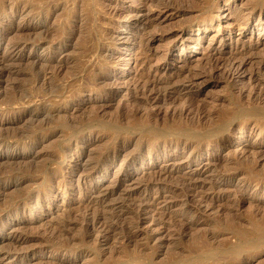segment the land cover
I'll return each mask as SVG.
<instances>
[{
  "label": "rangeland",
  "instance_id": "374dc122",
  "mask_svg": "<svg viewBox=\"0 0 264 264\" xmlns=\"http://www.w3.org/2000/svg\"><path fill=\"white\" fill-rule=\"evenodd\" d=\"M262 67L264 0H0V264H264Z\"/></svg>",
  "mask_w": 264,
  "mask_h": 264
},
{
  "label": "bare ground",
  "instance_id": "6f19581e",
  "mask_svg": "<svg viewBox=\"0 0 264 264\" xmlns=\"http://www.w3.org/2000/svg\"><path fill=\"white\" fill-rule=\"evenodd\" d=\"M45 9V8H44ZM43 12H44V10H43ZM42 14V13H41ZM44 14V13H43ZM34 29H40V27L38 26L37 28H34ZM42 30V29H41ZM40 30V31H41ZM38 32V31H37ZM41 40V39H40ZM39 40V41H40ZM44 42V41H43ZM41 43V42H40ZM234 57V56H233ZM241 58V57H240ZM213 60H211V62H212ZM233 61V60H232ZM234 61H236V57L234 58ZM243 61V60H242ZM242 61H241V63H242ZM210 62V61H209ZM220 62V61H219ZM219 62H216V61H214L213 63H211L210 65V67H211V70H215L216 68H218L219 67V65H221V64H219ZM244 62V61H243ZM247 62H249V61H247ZM230 63H231V61H230ZM241 63H239V65H237V63H231L230 65H228L229 67L226 69V67H225V75H226V77H233L234 75H236V74H238V72H239V69H240V64ZM251 63V62H250ZM41 64V63H40ZM48 64V63H47ZM53 63H51L50 65H46L47 67H50L51 65H52ZM259 64V63H258ZM42 66H44V64H41ZM40 65V66H41ZM226 65V64H225ZM222 66V65H221ZM243 66V65H242ZM258 66H260V65H258ZM44 68V67H43ZM258 68V67H257ZM39 69H41V68H39ZM262 69H263V71H264V67H262ZM261 69V70H262ZM42 70V69H41ZM41 70H38V71H40V74H38V79H40V80H42L43 78H45V76H46V72H41ZM48 70H50V68L48 69ZM209 70H210V68H209ZM258 70H259V72H260V69L258 68V69H256V71L258 72ZM255 71V70H254ZM210 72V71H209ZM253 72V71H252ZM258 72V73H259ZM255 73V72H254ZM263 73V72H262ZM261 73V74H262ZM220 74V73H219ZM260 74V73H259ZM239 75V74H238ZM252 76V75H251ZM250 76V77H251ZM254 76V75H253ZM263 76V75H262ZM256 77V76H255ZM259 77V76H258ZM253 78V77H252ZM261 78V77H260ZM250 79V78H249ZM254 79V78H253ZM255 80V79H254ZM43 81V80H42ZM97 81L99 82V83H103V82H106L107 81V78H106V76L104 75H99V76H97ZM251 81V80H250ZM258 82H260V81H258ZM256 84H258L257 82H256ZM54 85V84H53ZM52 84H51V86L49 87L50 89H51V91L52 92H54L55 90L53 89L55 86H53ZM263 86V85H262ZM261 86V87H262ZM42 89V88H41ZM257 89H259V87L257 88ZM255 91V90H254ZM263 91V90H262ZM262 91H261V93H262ZM48 92V91H47ZM50 92V91H49ZM48 92V93H49ZM251 92V91H250ZM259 92V91H258ZM250 94V93H249ZM251 94H252V92H251ZM49 95V94H48ZM255 95V94H254ZM257 95V94H256ZM260 95V94H259ZM259 95H257L256 96V98L257 99H260L261 101H263L264 100V95H263V97H262V95L261 96H259ZM250 96V95H249ZM252 98H254V96L252 97ZM255 99V98H254ZM249 100V99H248ZM252 100V99H251ZM260 101V102H261ZM253 103H254V105H256V103H257V100H255V101H253ZM259 103V102H258ZM123 104V103H122ZM263 104H264V102H263ZM262 105V104H261ZM258 106H260V105H258ZM262 106H264V105H262ZM120 107V106H119ZM252 107H254L253 105H252ZM261 108V107H260ZM260 108H252V109H250L249 110V112H248V115L250 116L249 118H252V119H255V120H257V119H260V118H262L263 117V109H261L260 110ZM185 109V108H184ZM187 109V108H186ZM188 110V109H187ZM263 110V111H262ZM186 111V110H185ZM185 111H179V112H176V116H179V117H183V115H185L186 113H185ZM189 111V110H188ZM248 111V110H247ZM53 112H59V110L58 109H55L54 111L53 110H51V109H46V107L45 108H41V110H39L38 111V116H44V115H52V113ZM246 112V111H245ZM192 113V112H191ZM187 115V114H186ZM204 116V115H203ZM206 116V115H205ZM211 116V115H210ZM205 118V117H204ZM251 119V120H252ZM203 120H205V119H203ZM260 121V120H259ZM263 121H264V119H263ZM262 121V123H263V125L261 124V127L264 129V122ZM256 123H257V121H256ZM258 126V125H257ZM217 130H220V128L219 129H217ZM213 131V130H212ZM132 223V222H131ZM183 226V225H182ZM185 228H186V226H185ZM187 229V228H186ZM126 230V229H125ZM184 230V229H183ZM115 231V230H114ZM165 231V230H164ZM123 232H126V231H123ZM184 232V231H183ZM125 234V233H124Z\"/></svg>",
  "mask_w": 264,
  "mask_h": 264
}]
</instances>
